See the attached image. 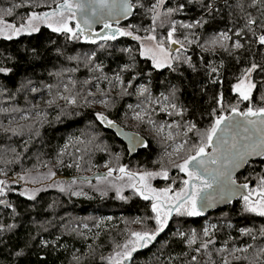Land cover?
I'll return each mask as SVG.
<instances>
[{
	"label": "trees",
	"instance_id": "1",
	"mask_svg": "<svg viewBox=\"0 0 264 264\" xmlns=\"http://www.w3.org/2000/svg\"><path fill=\"white\" fill-rule=\"evenodd\" d=\"M57 3L63 0H0V18L21 24L31 12L53 10ZM155 3L132 0L133 14L114 25L134 36L154 34L157 40H166L175 21L174 38L193 40L191 45L184 41L185 49L179 55L191 57L194 67L181 59L173 62L175 71L156 69L141 55L139 40L131 36L99 38L92 43L84 38L92 33L69 39L68 34L42 26L39 32L12 40L0 37V68L10 69L0 73V180L8 181L5 195L0 196L7 202L0 204V264H111L109 258L134 239L133 231L158 229L153 201L144 200L129 185L144 172L167 170L168 179L156 177L149 183L157 190L170 187L169 196L174 195L187 177L175 165L195 154L191 145L200 143L197 130L206 131L216 118L231 113L232 107L239 112L264 107V46L258 42L264 35V0H164L163 26L160 22L153 25L149 9ZM8 8L13 9L11 15L5 14ZM169 8L179 11L165 17ZM250 18L256 24L248 26ZM71 21L77 24L75 18ZM196 21L202 26L179 27ZM238 31L239 37L235 35ZM221 32L232 38L224 42L227 51L219 44H209ZM236 40L243 44L241 49L232 47ZM253 63L260 66L251 75L257 87L252 99L243 101L233 86ZM117 76L121 87L111 92L107 85ZM141 84L147 89L143 94ZM221 94L223 107L217 103ZM46 95L52 98L51 104L36 109V98ZM165 97L176 105L168 114L146 109L136 122L126 120L128 104L143 105L148 98ZM97 113L140 134L143 143L129 150L111 126L97 119ZM161 120L175 122V140L183 149L170 151L169 140L153 130L150 122ZM192 123L196 129L188 132ZM121 167L136 177L130 180L119 171ZM97 171L107 174L91 181L64 178ZM27 176L34 181L21 182L20 177ZM262 178L264 156L251 158L234 180L247 184L249 191ZM110 212L122 213L123 221L101 231L97 238L82 233L81 224L92 225L99 214ZM206 222L212 224L208 235L204 234ZM191 232L195 242L190 244ZM124 264H264V217L245 211L242 197L207 208L200 216L173 212L156 239L138 248Z\"/></svg>",
	"mask_w": 264,
	"mask_h": 264
},
{
	"label": "snow or ice",
	"instance_id": "2",
	"mask_svg": "<svg viewBox=\"0 0 264 264\" xmlns=\"http://www.w3.org/2000/svg\"><path fill=\"white\" fill-rule=\"evenodd\" d=\"M163 4L164 0H156V3L149 9V11L153 13V25H155L157 21H160L161 26H163L166 22L161 19V13L158 10ZM16 7H19V5H16ZM182 7L183 5H181V8ZM205 7L210 6L205 5ZM74 9L83 14V24L85 27H81L80 23H77L75 28L70 26L69 22L76 17V11H74ZM12 11V8H8L5 14L11 15ZM176 11H179V9L169 8L163 15L167 17ZM130 14H132L130 0H63V3H57L56 8L51 12H31L27 20L19 26L15 23L6 22L3 18H0V37L12 40L22 33L31 35L32 33L40 31L39 24L42 23L50 28L52 32L68 34L69 39H79L81 35L85 34L86 29L90 31L92 23L104 20L105 16L118 20ZM93 17L96 19L94 20ZM254 24H256L255 19H248V26ZM198 26H202L201 21H196L195 23H181L179 25V27L186 29H192ZM104 28L111 29V24L106 20L104 22ZM155 31L156 28L153 26L151 32L155 33ZM176 31L177 24L175 21H172L166 40H157L154 34H150L145 38L156 42L154 48L142 44L143 51L141 52L142 56H147L152 60L154 68L160 69L167 67L175 71L176 69L173 67V62H180L181 59H183L184 63H188L189 66L194 67L191 65V57L182 58L179 55L181 50L185 49L184 41L191 45L193 40L189 39L187 36L184 37V41L174 38ZM96 35L105 41L115 40L117 36H131L136 40L141 39L139 36H134L132 31H126L120 28H116L111 31L110 34L100 36L99 33H96ZM235 35L239 37L241 36V32L238 31ZM85 39L92 43H96L91 36L86 35ZM231 39V36H229L227 32H221L217 37L209 41V44L213 47L219 44L221 48L227 51L228 48L225 46L224 42ZM258 42L260 45L264 46V35L258 37ZM172 45H178L179 47L173 48ZM101 47H103V45H101ZM232 47L234 49H241L243 44L240 40H236ZM259 67L260 66L255 63L251 64V67L247 68L241 74L238 82L233 86V91L239 95L241 100L250 101L252 99L253 90L256 89L257 85L252 81L251 74ZM9 71L10 69L0 68V73H7ZM211 71L216 72L217 69L212 68ZM116 79L119 81L120 77L117 76ZM216 82L217 81H213V83ZM140 91L141 94H143L147 89L142 88ZM66 99H69V103H75L74 99ZM167 99L168 97H165V100ZM261 99L264 100V97ZM217 103L223 107L222 94L221 97L218 98ZM171 107L175 109L176 105L172 104ZM231 111L234 115L243 116L245 119L243 121H237L233 117L220 116L216 118L213 125L206 131H196V135L200 137V143L191 145L195 154L188 155L184 158L183 163L175 165V167L188 177L183 180L184 187L180 191L169 196V193L172 191L170 187L157 190L149 183L151 179L156 177L168 179L167 170H162L160 172H144L139 175L137 182L129 185V187L133 188L144 200L153 201L151 210L155 213V221L158 225V229L156 232L133 231L131 236L134 239L129 240L123 245L124 251L117 252L115 257L109 258L111 264H124V261L132 259V254L136 252L138 248L147 247L151 241L156 239L158 232L163 231L168 218L173 212L177 215L200 216L204 208L213 206L217 197L222 199L225 198L221 196L223 192L229 193L230 196H241L244 201L245 211L256 213L264 217V178L260 180L259 186L256 189H251L246 194L241 190L248 189V185H238L232 178V173L247 162V157L252 155L264 156V107L255 109L249 107L246 112H239L236 107H232ZM177 114L182 115V113L179 112ZM96 116L101 123L113 126V122L103 113H97ZM249 117H257V119H248ZM137 118L140 117L137 116ZM225 121L228 122L225 124ZM222 124L224 125L223 128H221ZM194 129H196L194 123L188 126V132ZM217 133H219V136H217ZM185 135H187V133H185ZM213 137H216L215 144L213 142ZM183 147V144L179 145L177 151L183 149ZM207 147H213V152H206ZM210 165H215L216 167L213 168L210 167ZM119 171L125 173L130 180L134 179L137 175L127 172L124 167L119 168ZM111 173L112 170L109 169L107 175L110 176ZM51 175H54V173H51ZM20 179H24V177H20ZM7 185L8 181L0 180V196L5 195ZM60 190L64 191L63 188ZM213 193L216 195L214 196ZM20 195L23 196L28 194L21 192ZM253 196H255V199H253ZM28 198L34 199L35 196L28 195ZM120 198L124 199L123 196H120ZM5 203H7L5 200H0V204ZM136 222L139 223L140 221ZM204 234L208 235V232L205 231ZM194 242V239L189 241L190 244ZM129 245H131V247H129ZM203 247L206 248L207 244H204ZM192 259L195 260L196 258L193 257Z\"/></svg>",
	"mask_w": 264,
	"mask_h": 264
},
{
	"label": "rangeland",
	"instance_id": "3",
	"mask_svg": "<svg viewBox=\"0 0 264 264\" xmlns=\"http://www.w3.org/2000/svg\"><path fill=\"white\" fill-rule=\"evenodd\" d=\"M158 10H159V12L162 15V6ZM51 11L52 10H49V11H39L37 13L51 12ZM27 18H28V16H27ZM27 18H26V20H27ZM157 22H160V21H157ZM69 23H70V26L71 27L75 28L73 21H70ZM16 25L19 26L20 24H16ZM42 26H46V25H44L42 23L39 24V28L42 27ZM116 28H120V29H123V30H126L127 31V29L124 28L123 26L111 24V29H106L105 28V29L100 30V31H98V30L97 31H94L92 34H87V35L88 36H91V38L93 40H96V39H99V36H97L96 33H99L100 36H103V35H106V34H110L111 31L115 30ZM22 34H26V33H22ZM85 36H84V38H85ZM146 37H143V38H141L139 40L140 53L143 51L142 44L145 45V46H147V47H153V48L155 47L156 42L155 41L147 40V39H145ZM176 46L179 47L178 45H176ZM166 47H167V44H166ZM143 57L148 58L147 56H143ZM149 60L152 63V60L151 59H149ZM152 65H153V63H152ZM121 84H122V82L120 80L118 81L117 79H115L113 81L112 85L111 86L107 85V87H108V89L111 92H116L121 87ZM142 86H143V84H141V87ZM142 88H144V87H142ZM235 94H237V93H235ZM51 99L52 98L49 95H46V96H43V97H41V96L37 97L36 100H35V107H36V109L41 110L43 107L50 105L51 104V101H52ZM171 105L172 104L168 100H165V98H159V99H151V98H148L143 103V105H141L140 103H137V102L136 103H130V104L127 105L128 113H127L126 120L129 121V122H131V123L136 122L137 120H139V119L142 118V116L144 115L146 109H149L150 113H152L153 111H155L157 113L158 112H163L165 114H168L170 112ZM33 114H34V112H33ZM137 116H139L140 118H137ZM230 117H233L237 121H243L245 119L243 116H238V115H234V114H232ZM248 119L255 120V119H257V117H249ZM227 122L228 121H225V124ZM150 124H151V126H152V128H153L154 131L161 132L163 138L169 140V142H170V147H169L170 148V151L177 152V148H178L179 145H181V143H180L179 140H175L177 138V130L173 128V125H175V122L174 121H172V122H166L165 120H161L159 124H155L153 122H150ZM223 127H224V125L222 124L221 125V128H223ZM217 136H219V133H217ZM215 140H216V137L213 138L214 144H215ZM206 152L212 153L213 152V147H210L209 150H207ZM254 157L257 158V157H263V156H261V155H254ZM210 167H213L214 168L216 166L215 165H210ZM187 178L188 177H186V179ZM22 181L27 182V183L28 182L31 183V181H34V180H33L32 177L27 176V177H24V179L21 180V182ZM235 182L238 185H243L244 184V183H241V182H237L236 180H235ZM52 184H54L55 186H60V187L63 186V183L62 182L53 181ZM209 191H211V190H209ZM241 191L246 194L248 192V189H242ZM213 195L215 196L216 194L213 193ZM221 196H223L225 198L222 199L220 197H217L215 199L214 203H213V206L206 207V208L203 209V211L206 210L207 208H213V207L221 206L223 204L229 203L230 201H232L235 198H240L241 197L239 195L230 196V194L227 193V192L221 193ZM109 214H111L112 216L111 215L109 216ZM122 217H123L122 216V213H117L116 215L115 214L113 215L111 212L110 213H103V214H99L97 216L94 224H92V225L81 224L79 227H80V229H81V231H82V233L84 235H86V236L93 235L94 237L97 238V237L100 236L101 231H103V230H105V229H107L109 227H114L119 222L121 223L123 221V218ZM137 219L138 220L140 219L139 216L137 217ZM107 223H110V225L107 224ZM75 226H77V225H75ZM211 228H212V224L209 223V222H206L205 230H207L208 234L210 233L209 231H210ZM193 236H194V233L191 232L190 233V236H189V239L192 240L193 239Z\"/></svg>",
	"mask_w": 264,
	"mask_h": 264
},
{
	"label": "water",
	"instance_id": "4",
	"mask_svg": "<svg viewBox=\"0 0 264 264\" xmlns=\"http://www.w3.org/2000/svg\"><path fill=\"white\" fill-rule=\"evenodd\" d=\"M130 3L132 5V0H130ZM76 11V17H75V21L76 23H80L81 24V27H85V25L83 24V14L80 13L79 11L75 10ZM132 14H133V6H132ZM132 14L128 15L127 17H123V18H119L118 20L117 19H113L111 17H107L105 16L104 20H99L98 22H94L92 23L91 25V29L90 31L86 29L85 32H88V33H93L95 31V29H97L98 27L100 26H103L104 25V22L105 20L109 23V24H117V23H123L125 22ZM93 19L95 20L96 18L93 17ZM173 48H176L177 46L176 45H172ZM232 113V112H231ZM228 115V114H227ZM225 117H227L225 115ZM113 128V130L122 138V139H133V140H137L138 139V142L139 143H143L144 141V138L138 134V133H135L133 131H130V130H127L123 127H121L120 125L116 124L115 122H113V126H111ZM215 138V137H213ZM126 142V140H125ZM127 143V142H126ZM251 158H254V155L252 156H249L247 157V162L251 159ZM245 165V163H244ZM106 171H97L93 174H90V175H73V176H64V178L66 180H72V179H76V180H83V181H91V180H94L96 178H99V177H105L106 176ZM232 178L234 179L235 178V175H234V172L232 173ZM51 180H49V182H51Z\"/></svg>",
	"mask_w": 264,
	"mask_h": 264
},
{
	"label": "flooded vegetation",
	"instance_id": "5",
	"mask_svg": "<svg viewBox=\"0 0 264 264\" xmlns=\"http://www.w3.org/2000/svg\"><path fill=\"white\" fill-rule=\"evenodd\" d=\"M103 29H105V28H104V25L98 27L97 29H95V31H97V30L100 31V30H103ZM125 140H126V142H127L126 144L128 145L129 150H135V148L141 144V143L138 142V139H137V140H133V139H125ZM244 166H245V165L243 164L241 167H239L238 169H236V170L234 171V175L236 176L237 173L240 172V171L244 168Z\"/></svg>",
	"mask_w": 264,
	"mask_h": 264
},
{
	"label": "crops",
	"instance_id": "6",
	"mask_svg": "<svg viewBox=\"0 0 264 264\" xmlns=\"http://www.w3.org/2000/svg\"><path fill=\"white\" fill-rule=\"evenodd\" d=\"M233 113H229L228 115H226L227 117H230Z\"/></svg>",
	"mask_w": 264,
	"mask_h": 264
},
{
	"label": "built area",
	"instance_id": "7",
	"mask_svg": "<svg viewBox=\"0 0 264 264\" xmlns=\"http://www.w3.org/2000/svg\"><path fill=\"white\" fill-rule=\"evenodd\" d=\"M110 216V215H109ZM106 224V223H105Z\"/></svg>",
	"mask_w": 264,
	"mask_h": 264
}]
</instances>
